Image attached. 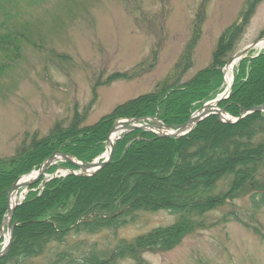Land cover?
I'll return each mask as SVG.
<instances>
[{
    "label": "trees",
    "instance_id": "trees-1",
    "mask_svg": "<svg viewBox=\"0 0 264 264\" xmlns=\"http://www.w3.org/2000/svg\"><path fill=\"white\" fill-rule=\"evenodd\" d=\"M259 1L246 3L219 35L209 63L186 80L183 77L193 65L201 34L202 11L179 59L152 90L119 102L93 123H85L87 110L75 108L67 123L58 119L43 134L27 131L14 153L0 157V229L14 184L40 168L56 150L90 162L105 151L108 134L118 119L153 116L178 127L222 92L224 66L238 51ZM259 36L264 37V27ZM28 39L24 30L7 24L0 32V71L15 62ZM156 54L149 68L156 63ZM145 62L130 70L113 71L95 84L138 76L146 71ZM234 71L231 92L219 105L240 116L245 107L264 105V47L249 50ZM59 166L77 169L58 160L47 172L53 173ZM240 196H248L255 218L264 206V110H253L234 122L211 113L179 136L128 128L117 138L112 159L95 173L42 176L29 186L14 210L13 240L0 256V264H116L124 257L148 264L146 251L176 247L187 235L211 225V212ZM160 209L168 210L174 220L130 239L119 238L109 248L85 247L83 239L73 240L77 234L118 229L134 221L140 211ZM231 217L243 221L236 210L227 211L220 219ZM249 226L264 238L258 223Z\"/></svg>",
    "mask_w": 264,
    "mask_h": 264
},
{
    "label": "rangeland",
    "instance_id": "rangeland-1",
    "mask_svg": "<svg viewBox=\"0 0 264 264\" xmlns=\"http://www.w3.org/2000/svg\"><path fill=\"white\" fill-rule=\"evenodd\" d=\"M248 1L0 0V32L12 24L29 36L21 55L0 71V157L14 153L27 131L43 134L58 119L69 122L75 108L87 110L85 123H93L119 102L152 90L179 59L202 11L204 19L193 65L183 80L191 77L209 63L219 35ZM263 27L264 0H260L237 52L264 39L259 36ZM262 46L264 42L254 49L258 51ZM155 51L157 61L149 68ZM143 61L146 71L140 75L96 86L98 79L106 80L113 71L130 70ZM69 171L65 166L57 169L61 174ZM51 175L47 173L45 177ZM26 190V186L19 188V199ZM229 210L238 211L243 221L233 217L221 220ZM208 217L211 225L187 235L176 247L146 251V262L264 264V238L249 226L258 223L264 229V206L252 218L248 196H240ZM174 218L166 209L140 211L134 221L118 229L77 234L73 240L83 239L85 247L93 244L109 248L119 238H133L154 226L169 224ZM5 240L0 242L1 247ZM116 264L138 263L124 257Z\"/></svg>",
    "mask_w": 264,
    "mask_h": 264
},
{
    "label": "water",
    "instance_id": "water-1",
    "mask_svg": "<svg viewBox=\"0 0 264 264\" xmlns=\"http://www.w3.org/2000/svg\"><path fill=\"white\" fill-rule=\"evenodd\" d=\"M263 42H264V39H261V40H258L254 43L247 45L246 47H244L243 49H241L239 52H237L234 55L232 61L236 63V61H238L243 55H245V53H247L249 50L254 48L257 44H261ZM234 77H235V74H233V80H234ZM233 80L229 88L226 87V89L220 94H218L217 97L204 103L200 108H198L191 114L187 122H185L184 124L176 128L164 123L162 120H159L156 117H151L152 122H149V121L143 122L142 120L145 119V117L122 118V119L117 120V122L114 124V126L112 127L111 131L108 134L107 145H108L112 131H114V129L117 128L118 124H120V128L122 131L128 128H135V127H142V128H147V129L148 128L152 129L151 127L153 126L158 127V128H170L171 129L170 131L166 130L162 134L179 136V135H182L188 132L195 124H197L199 120L203 119L204 117H206L207 115L211 113H219L222 116L223 120L234 122V121L239 120L241 117L245 116L246 114L252 112L253 110H256V109L264 110V105L245 107L240 116L233 117L226 112L225 107L219 106V101L223 97H226L227 95L230 94V91L233 85ZM119 137L120 135H117L115 140L112 142L109 154L107 156H105V152H106L105 151L99 156H97L95 159H93L92 161L85 162L74 155H71L61 149H58L44 160L40 168L37 170L38 173L34 179L21 182L20 181L21 178L25 176L26 174L21 176L20 179L16 182V184H14L13 188L11 189L9 193V207H8L7 217L4 221V223L7 222V229L9 230V237H6L5 243L0 249V256L4 255L10 248V245L12 243L13 236H14V226H15V223L13 222L14 210L16 206L20 204L23 200V199H20L14 205H12L11 199H10L12 190L15 188L19 189L22 186H26L27 187L26 192H27L28 187L32 185L33 183L37 182L46 173L48 167L51 164L57 162L58 159L65 160V161H68L76 165L79 168V171L77 173L93 174L112 159L115 145H116V139ZM4 233H5V226L3 225L0 229V238L4 235Z\"/></svg>",
    "mask_w": 264,
    "mask_h": 264
},
{
    "label": "bare ground",
    "instance_id": "bare-ground-1",
    "mask_svg": "<svg viewBox=\"0 0 264 264\" xmlns=\"http://www.w3.org/2000/svg\"><path fill=\"white\" fill-rule=\"evenodd\" d=\"M234 66H235V62L234 61H230L225 69V82H226V87L229 88L232 84V80H233V74H234ZM156 129H159L158 127H156ZM121 130L120 128V124L117 125V128L114 129V131H112L111 135H110V139L108 142V146H107V150L105 152V156H107L109 154L110 148H111V144L112 142L115 140V138L117 137V135L119 134V131ZM159 130H167L170 131V128H161ZM38 171L34 170L31 173L26 174L25 176H23L21 178V182L23 181H27V180H31L34 179L37 175ZM20 196H19V189L15 188L12 190L10 199H11V203L12 205H14L18 200H19ZM6 235L7 237H9V231L7 232L6 230Z\"/></svg>",
    "mask_w": 264,
    "mask_h": 264
}]
</instances>
